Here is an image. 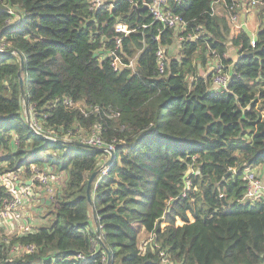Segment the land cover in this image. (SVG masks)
<instances>
[{"label":"trees","instance_id":"trees-1","mask_svg":"<svg viewBox=\"0 0 264 264\" xmlns=\"http://www.w3.org/2000/svg\"><path fill=\"white\" fill-rule=\"evenodd\" d=\"M138 1L108 0L107 8L95 0H0L3 172L30 179L45 164L66 172L62 194L49 198L50 222L11 241L37 250L12 262L106 264L108 248L111 264H159L152 234L175 264H264V202H242L245 169L264 164V22L253 42L248 31L235 33L224 8L212 15L215 0L172 2L187 21L181 34L195 38L182 41L181 56L160 74L156 53L164 47L167 55L175 29ZM119 20L131 31L117 48ZM111 50L121 56L118 70ZM214 56L230 74L227 90L213 84ZM95 124L115 157L96 176L90 202L88 180L109 153L80 142L75 127ZM49 145L61 149L56 160ZM28 152L47 159H25ZM6 195L0 187V207ZM8 259L2 242L0 264Z\"/></svg>","mask_w":264,"mask_h":264},{"label":"built area","instance_id":"built-area-1","mask_svg":"<svg viewBox=\"0 0 264 264\" xmlns=\"http://www.w3.org/2000/svg\"><path fill=\"white\" fill-rule=\"evenodd\" d=\"M182 1L183 0H139L138 3L135 4V6H138V4H141L142 6L146 5L153 15L154 19L159 23H162L164 27H172L175 30L181 28L184 31L187 26V21L181 14L176 13L171 8L172 2L175 4H180L182 3ZM106 2H108V0H95V4L97 7L104 6L110 8L113 6L112 3H109L110 1L108 3ZM217 5L224 6V8L228 12V18L230 22L234 25L236 31H238L240 28V26L238 25L239 8L242 7L246 10H251L261 7L264 9V0H215L211 6L212 15L217 11ZM10 12H13V10H11ZM114 28L116 30V33H118L115 38L116 47L119 48L122 43V34L127 35L131 30L126 22L120 20L116 22ZM162 30H164V28L160 29V31ZM186 38L194 39L195 37L189 34V36H187ZM180 39L183 40L184 37H181ZM6 47V42L0 39V52L4 51ZM212 52L215 53L216 51L213 50ZM110 55H112V65L114 66L115 70L121 68L123 66L121 56L118 55L114 50L110 51ZM156 57L157 70L160 74H163L166 71L169 60L168 54L166 55V49L164 47H159L156 53ZM213 59L214 63L217 62L213 65L212 69L213 84L215 88L220 91L227 90L230 74L224 70V66L218 62L216 56H214ZM128 66H133V59L130 61V63H128ZM66 102L70 103L71 98L68 97L66 99ZM37 132H41L38 126ZM48 138L56 139L54 137ZM79 141L82 142V139H80ZM85 142L89 146L104 148L107 153H109V150H115V145L107 144L101 133H92L91 136L85 138ZM105 160L107 159L105 158ZM260 166L262 165H257L245 169L243 178L247 183V189L242 198V202H264V182L259 179V175L261 174ZM35 170H37V174H35L30 179H23L20 173L17 171L13 172L11 175L4 172L0 173V187H4L7 191V195L3 198L0 207V235L6 233V235H11L12 237H15V235H18V237H22L35 231L33 226H31L30 221L25 216L26 202L29 199L34 198L35 192L32 187L34 182L37 183V180H39V186H43L42 184H44L45 186L49 185L48 176L46 174L40 173L38 167ZM41 175H44L45 179H43ZM43 180L44 182H42ZM148 241H154L155 249H159V264H175L170 259L167 251L160 248L159 244L156 242L155 235L151 234L148 238ZM14 249L21 250L25 254H32L37 250V246L31 243L17 242L14 246Z\"/></svg>","mask_w":264,"mask_h":264},{"label":"rangeland","instance_id":"rangeland-1","mask_svg":"<svg viewBox=\"0 0 264 264\" xmlns=\"http://www.w3.org/2000/svg\"><path fill=\"white\" fill-rule=\"evenodd\" d=\"M216 9H217V12H219V14L225 15L224 10L220 6H217ZM258 9H260L259 13H258ZM242 10H245V11H242ZM251 10H253V12H249L250 15L248 16V19H247V14L245 13L247 10L242 7L239 8L238 25L241 26V28H247L246 30L248 31V33L252 36V38H254L256 37V33L258 32L260 24L263 23L264 21V9L259 7V8H254ZM240 16H241V19H240ZM246 20H247V23H246ZM182 31L183 29L181 28H178L177 30H175V34H176L175 40L173 44L167 47V54L169 58L171 57L179 58L180 54L182 53V50L184 47L183 42L180 39L181 37H184L181 34ZM184 38H186V36ZM227 56L231 57L234 60H236L238 57L237 48L230 42L228 44ZM224 70H226L225 66H224ZM31 121L34 123V126L37 128L36 121H34L33 119ZM75 129L77 133L76 138L79 140L82 139V142L87 144L85 142L86 137L91 136L92 133L94 132L101 133L100 132L101 124H95L91 129H88V131H91L93 129L91 131V134L86 133L88 131H86L84 128L81 129L80 127H75ZM60 150L61 149L56 148L54 145H49L46 151L49 153L50 156H52L53 159L56 160L55 155L59 153ZM36 155H37V158L44 157L45 159H47V156H44L42 154H35L34 152H28L25 156V159L35 157ZM59 158H60L59 161L61 164L64 158L63 157H59ZM109 158H106V159L108 160ZM104 159H102V161ZM107 160L103 161V168L106 169V171L108 167V166H105ZM6 170H7L6 165L0 164V173ZM260 170H261V174L259 175V179H261L264 182L263 170L262 169ZM42 172L48 176L49 185L45 186L44 184H42L43 186H39L38 182L37 183L34 182V185H35V189H33L35 192L34 198H31L26 202L27 215L29 214L28 216H26V218L32 220L31 222H33L34 228H38L40 225L48 224L50 222V218L52 217L51 214L49 213V210L52 207L51 200L55 199L57 193H59V195L62 194V189L65 187V183H66V172L64 171L56 172V170L52 169L49 165L45 164L42 168ZM54 174H57V175H54ZM22 175H23V179L26 178L24 174ZM41 177L45 179L44 175H41ZM42 182H44V180ZM177 223L178 225H180L181 223L180 218H178ZM165 225L166 223H163V226ZM9 234H12V233H9ZM17 237L18 235H15V237H12L11 235H6V233H4L3 235H0V244L2 242L5 243L6 250L9 254L8 264H14L12 261L16 260L18 257L25 254L21 250L14 249V246L16 245L17 242H14V244H11L12 239L17 238ZM145 237H146V232H142L141 240L144 239Z\"/></svg>","mask_w":264,"mask_h":264},{"label":"water","instance_id":"water-1","mask_svg":"<svg viewBox=\"0 0 264 264\" xmlns=\"http://www.w3.org/2000/svg\"><path fill=\"white\" fill-rule=\"evenodd\" d=\"M142 8H147V6L145 5V6H143ZM22 68H24V60L22 59ZM20 79L22 80V77H20ZM22 96H23V98L25 99V90H24V87H22ZM50 140H54V141H58V142H60V143H65V141L64 140H57V139H52V138H49ZM100 149H102V150H104L103 148H100ZM109 152H110V158L107 160V162H106V164H105V166H108L110 163H111V161L114 159V157H115V151L114 150H109ZM104 168H103V166L101 167V168H99L98 170H96V171H94L92 174H91V176H90V178H89V180H88V186H87V196H88V199H89V201L90 202H92V195H91V190H92V184H93V182H94V180H95V178H96V176L98 175V173L101 171V170H103ZM192 172V170L191 169H189L188 171H187V173L185 174V176H184V181H185V183H186V188H187V182H186V179H187V177L189 176V174ZM232 171H229V172H227V173H231ZM227 174H225V176H226ZM106 252H107V255H108V261H107V263L106 264H111V261H110V257H111V251H110V249H106Z\"/></svg>","mask_w":264,"mask_h":264},{"label":"crops","instance_id":"crops-1","mask_svg":"<svg viewBox=\"0 0 264 264\" xmlns=\"http://www.w3.org/2000/svg\"><path fill=\"white\" fill-rule=\"evenodd\" d=\"M242 11H245V10H242ZM249 12H253V10H247L245 13L247 14V19H248V16L250 15V13ZM260 12V9H258V13ZM240 19H241V16H240ZM264 22V21H263ZM246 23H247V20H246ZM262 24V23H261ZM260 24V25H261ZM241 27V26H240ZM240 29H244V30H246L247 28H240ZM247 31V30H246ZM253 40H254V38H253ZM180 56H181V54H180ZM217 63V62H216ZM216 63H214V59L212 58L211 60H210V67H209V70L211 69H213V65L214 64H216ZM260 169H262L263 170V174H264V164L262 165V166H260ZM32 187H33V189H35V185L33 184L32 185ZM29 215V214H28ZM27 215V210H25V216H28ZM29 221H30V224H31V226H33V228H34V224H33V222H31L32 220L31 219H28ZM35 230H36V228H34Z\"/></svg>","mask_w":264,"mask_h":264},{"label":"clouds","instance_id":"clouds-1","mask_svg":"<svg viewBox=\"0 0 264 264\" xmlns=\"http://www.w3.org/2000/svg\"><path fill=\"white\" fill-rule=\"evenodd\" d=\"M217 6H220V7L224 8V6H222V5H217ZM217 6H216V7H217ZM216 10H217V9H216ZM224 10L227 12V10H226L225 8H224ZM216 12H217V11H216ZM216 12H215V13H216ZM215 13H214V14H215ZM227 16H228V12H227ZM228 19H229V18H228ZM229 21H230V20H229ZM231 24H232V23H231ZM232 26H233V25H232ZM233 28H234L235 33L239 32V31L241 30V29H240L241 27L239 28L238 31H236V29H235L234 26H233ZM182 36H183V35H182ZM185 39H188V38H184L183 40H185ZM183 40H181V41H183ZM252 41L254 42V40H252ZM103 149H104V148H103ZM109 157H110V156H109ZM109 157H108V158H109ZM102 166H103V165H102Z\"/></svg>","mask_w":264,"mask_h":264}]
</instances>
